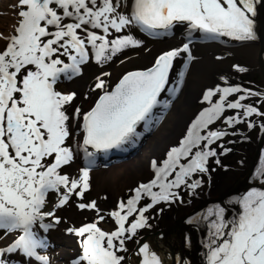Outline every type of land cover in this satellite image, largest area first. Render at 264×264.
<instances>
[{
	"label": "snow or ice",
	"instance_id": "6c2138e0",
	"mask_svg": "<svg viewBox=\"0 0 264 264\" xmlns=\"http://www.w3.org/2000/svg\"><path fill=\"white\" fill-rule=\"evenodd\" d=\"M18 3L24 7L18 13L15 34L7 38L6 46L0 50V229L5 235L11 232L19 235L0 248V264H10L3 257L17 250L40 264H50L49 258L38 251L48 247L46 237L39 231L47 232L52 227L45 218L60 219L54 215L55 209L43 210L48 193L60 192L63 186L65 191L57 202V206H62L73 190L78 189L75 195L80 196L89 187L88 167L80 169L78 178L71 179L59 171L73 159L66 141L73 135L72 120L81 115L78 107L71 116L67 112L65 105L75 93L56 90L60 77L70 79L81 72V65L89 59L88 46L93 58L103 63L121 49L142 44L131 34L108 38L110 30L120 32L131 25H139L150 35H159L160 30L171 29L174 22L187 21L188 28L198 29L205 39L220 35L253 39L255 0H132L127 14L121 10L123 0H18ZM182 51L188 53L187 59L191 58L187 42L161 52L150 68L125 73L111 91L103 92L95 105L82 113L78 127L83 129V140L79 147L89 162L94 153L88 151V146L101 150L120 147L138 135L137 122L143 120L147 126L154 105L167 103L159 101L157 95L166 87L173 58ZM178 75L182 78L183 72ZM103 83L97 78V86ZM175 90L168 88L169 93ZM241 91L243 95L238 99H226L230 93ZM214 94L219 98L213 102ZM251 95L264 97V93L241 89L239 85L206 89L202 99L209 101L210 106L194 117L179 146L168 151L167 159L159 166L153 162V178L140 184L133 190L135 195L126 203L119 202L110 213L114 229L104 231L96 221L67 229L81 238L80 255L72 264H121L123 257L117 255V249L124 248L126 233H135L144 226L146 209L159 201L178 198L176 189L180 185L192 189L200 183L198 180L188 183V179L198 171H207V159L215 155L209 145L226 134L222 129H208V125L225 108L242 110V116L223 117L227 124L253 113L264 115L257 107L240 102ZM181 157L190 158L181 163ZM257 175L264 180V156ZM142 193L151 198V203L138 207ZM235 202L240 210L230 218L225 217V209L220 205L209 207L194 218L208 225L206 264H264V189L250 188L236 197ZM78 207L92 209L96 204L91 201ZM133 213L135 218L126 225ZM139 252L143 255L140 264H162L147 243Z\"/></svg>",
	"mask_w": 264,
	"mask_h": 264
},
{
	"label": "rangeland",
	"instance_id": "374dc122",
	"mask_svg": "<svg viewBox=\"0 0 264 264\" xmlns=\"http://www.w3.org/2000/svg\"><path fill=\"white\" fill-rule=\"evenodd\" d=\"M22 7L24 6L20 5L18 0H0V50L6 46L8 42L7 38L15 34V28L18 25V21L20 19L18 13ZM182 24L185 27L188 26L187 21L182 22ZM134 31L135 33H133ZM142 33L143 32L140 30V28L136 27V25H131L122 29L120 32L110 30L108 38L112 39L118 35L131 34L137 39H146ZM136 35L139 37H136ZM203 43L204 42L197 41L189 43V51L192 53V55L194 47L196 48V57L192 56V58H196L198 60L203 58L202 62L205 66V69H207L205 87L202 89L200 94L194 97L190 102V107L193 110L192 112L194 113V117L200 112L202 108L210 106V102L204 101L202 97L206 89L213 88L216 85H220L221 88L239 85L241 89H251L254 93H264V75L260 66L252 67L251 65L244 63V61L241 59L233 57V54L231 53L230 55L223 45H220L219 49H213L210 51V53H207L206 49L203 50ZM88 47L89 59L83 64L87 65L86 67L88 69L90 68L89 72L91 77L95 79L98 71L100 72L103 70V78L102 76L98 78L99 80L104 81L103 85H100L99 87V96L102 95L103 92L109 91L117 82H119L125 73L141 68L137 62L128 61V63L124 66L122 65L121 69L118 71L114 69V75L109 74L111 71L109 68L113 67L114 65L118 67L116 63H118V60H121L126 48L121 49L120 51L113 54L111 59H106L103 61V63H99L93 58L91 46ZM200 52L201 54H199ZM61 59L67 62L66 57L61 56ZM234 65H237L238 67H234ZM240 68H243L244 70L240 71ZM83 70L84 69L81 67V72H83ZM221 77H224V79L222 80ZM66 82L67 78L62 75L55 85L56 90L64 93L74 92L77 90L75 88L71 89L70 86H67ZM79 92L81 93V91ZM240 95H243L242 91L239 93H230L226 99L236 100ZM79 98H81L80 95ZM218 98V94H214L212 101L214 102ZM164 101H167V103H162V105L165 107L168 106V99L166 98ZM257 101H259V103H257ZM240 102L242 104H251L254 107H257L260 113H264V97L262 96H246ZM68 104H70V102ZM65 108L67 109V112L70 114V116L76 109L71 106L69 107V105H65ZM169 111H171V109L167 110V112ZM159 112L161 113L162 111ZM225 116H242V110L225 108L221 116L216 121H213L208 125V129H222L226 134L225 136L214 140L213 143L209 145L210 148L215 150V155L208 157L206 163L207 171H198L188 179V183H191L192 180H198L200 183L192 189H189L184 185H180L179 188L176 189V191L179 193L178 198L166 202L159 201L153 204L151 208L146 209L144 215L147 217V220L144 226L138 228L135 233H126L125 235L128 238L124 240V248L117 249V255L123 257L121 264H140V261L143 259V255L139 252V248L145 243L148 244L149 250L153 252L154 247L151 246L152 233H154V235L160 234L164 241L165 239L172 238L175 243H178V246L181 247V249L191 245L192 235L189 237L186 236L183 242L179 239V235H182V233L180 234V229L183 231V226L180 223V220L183 216L179 217L177 212H180V210L184 209L188 204L191 206L195 198L211 193L212 189L210 188H212L220 178L222 182L223 176L229 171V169L233 170L232 168L242 165L241 159L246 162V157L248 156L247 153L252 150L250 153L251 157L258 134L262 129V125H264V115L253 113L248 117H243V119H237L236 122L232 124H227L225 122L223 119ZM154 120L155 118L151 117L150 121L148 120L149 124L154 122ZM178 123L179 122L177 121L176 124ZM185 123L186 127L183 135H180V137L175 140L176 142L170 146L169 150L174 146H179L180 140L186 135L187 128L191 124V121L188 119L185 120ZM249 123L252 124L251 127L248 126ZM180 126L181 123L176 126V129H180ZM71 127L73 128V126ZM201 132L203 133L205 130L202 129ZM66 143L73 151L72 136L66 141ZM201 143L203 144L204 141ZM131 147L132 145H126L125 149L118 147L117 149L120 150V152L123 151L129 153ZM168 151L162 154L156 166H159L165 159H167ZM114 152H116L115 149L112 150V153ZM189 158L190 157H181V163H186ZM90 159L93 164L87 163V165L100 166L102 162L101 160H98L96 154H94ZM118 160L119 159L116 156H113L112 164L103 166L100 169L108 170L112 166L121 164ZM217 161L219 162L217 163ZM83 164L84 162H81L80 165L83 166ZM151 165L152 162H149L146 159L141 160L140 168L138 170L135 169L131 173L127 172L129 177H137V182H134L135 184L132 182L127 183L119 190L115 189L116 185L113 183H105L103 186H96L91 175L94 173H88L89 187L85 189L83 194L80 196L75 195V192L78 189L73 190L72 193H69L70 198L62 206H57V202L60 198V195L65 191L63 186H61L60 192L50 191L46 197L47 203L43 210L52 211L55 209L54 215L60 219L59 221H56L51 217L45 218V222L51 223L52 227H50L47 232H44L43 230L39 231L41 235L46 237L48 241V247L46 249H38V251H40L42 255L47 252L49 253L50 264H72L74 258L80 255L81 238L76 233L67 231V229L80 227L83 224L96 221L98 227H100L102 230H113L116 225L114 218L111 217L110 213L117 208L119 202L123 201L126 203L130 196L135 195L133 190L136 189L140 184L147 183L148 180L153 178L155 172ZM59 171L61 174H67L70 179L78 178L81 174L80 168H78L77 164H74L72 160L67 164L62 165ZM171 175H174V173H170V176ZM254 179L256 181L261 180L260 182H263V180L260 179L257 174L255 175ZM260 189L263 188L261 187ZM153 190L156 191L157 188L154 187ZM141 196V200L137 203L138 207H142L147 203H151L150 197L145 196L143 193ZM210 196L215 197L214 194H210ZM91 201H95L96 208L81 209L78 207V205L81 203L87 204ZM197 206L198 205H195L188 212L186 211V216L194 212L193 210ZM97 209L99 211H97ZM199 213L200 211H198L197 214ZM135 215L136 214L133 213L132 216L129 217V219L125 222L126 225L131 221V219L135 218ZM97 216L103 217V219L97 220ZM193 225L195 224L190 222L188 226ZM202 226L203 224L200 225L199 228H202ZM17 235H19L18 232H11L5 235L4 230L0 229V248H4L11 244ZM116 243L118 244V242ZM187 249H189L193 254V251L190 248L187 247ZM16 254H19L20 256L16 257ZM3 258L8 260L10 264H40V262L36 261L35 258L25 257L23 253L19 252V250L13 253H6ZM187 258L192 261L193 256L187 254Z\"/></svg>",
	"mask_w": 264,
	"mask_h": 264
},
{
	"label": "bare ground",
	"instance_id": "6f19581e",
	"mask_svg": "<svg viewBox=\"0 0 264 264\" xmlns=\"http://www.w3.org/2000/svg\"><path fill=\"white\" fill-rule=\"evenodd\" d=\"M131 3L132 0H123L124 7L121 10H124L126 14L130 13ZM254 6L255 15L252 18L254 20V30L256 33L255 38L248 40L234 39L230 44L225 46V49L230 55L232 53L233 57L241 59L242 61H244V63L251 65L252 67H257L261 65L264 66V0H255ZM64 22L67 23L68 20H65ZM136 27L139 28V25H136ZM91 30L100 31L98 29ZM141 31L143 32L142 34L146 37V39L138 38L142 41V44L138 46L126 47L121 60H118V63H116L118 67L114 65L113 67L109 68L111 70L109 74L114 75L115 70L118 71L119 69H121L122 65H126L128 61L137 62L141 67L138 69L150 68L154 63L155 57L158 56L161 52L167 51L170 48L180 47L183 43H186V31L180 30L172 34V30H170V32L160 30L159 35H150L144 30ZM133 33H135V31ZM190 36L199 41L202 39L203 34L199 30H197L194 33H191ZM136 37L139 36L136 35ZM203 44V50L206 49L207 53H210V51L213 49H219V46L223 45L220 37L215 38L210 42L205 41ZM199 54H201V52ZM192 56L196 57L195 47L193 49V55L191 53V58ZM187 57L188 54L182 51L179 56L173 58L172 64L169 68V80L166 84V87L159 96V101H162V99L165 100L166 98L168 99L167 110L171 109V111L158 113L159 115L155 118L154 122L149 124V122L147 121V126H145V121L143 120L139 121L136 124L135 132L138 135L132 136L131 139L138 141V145L140 143L141 146L138 148L135 147L136 150L128 153L124 158H122V160L119 161L121 164L112 166L108 170L100 169L102 167L98 166H95L93 169H89V174L94 173L91 175L96 186H103L105 183H113L116 185L115 189L119 190L123 187V185L127 183H136L137 177H129L127 172L131 173L135 169L138 170L140 168V161L144 159L152 162V165L153 162L157 164L162 154L169 150L170 146L174 142H176L175 140H177L180 135H183L186 127L185 120L189 119V121H192L194 117V113L192 112L193 110L190 107V102L194 97L199 95L202 89L205 87L207 78V69H205V66L202 62L203 58L198 60L196 58L187 59ZM186 59L187 63H185ZM86 66L87 65L82 64L81 67L84 69L83 72L72 76L70 79L67 78L66 82L67 86H70L71 89L75 88L81 91L80 93L79 91L75 90V96L73 97V100L70 102V104L66 105H69V107L71 106L73 108L78 107L81 112V115L77 116L71 122V126H73V154H76L73 155L72 161L74 164H77V167L80 169L84 168V166L80 165L81 162L84 161V156L80 153L83 152V149L79 147V144L82 143L83 129L78 127V124L82 123V113L89 111L98 99V90L100 86H97V78H100L103 74V70L100 72L98 71V73L96 74V78L94 79L90 75V68L88 69ZM180 72H183V85L182 87H179L174 91H178L175 96H173L172 94L168 97V88H173L178 84V79L180 77L178 74ZM79 95L81 98H79ZM156 113H154V115ZM150 114H153V110ZM150 117H153V115H151ZM177 121L181 123V126L183 125L182 127L180 126V129H176V126L179 124H176ZM258 146H260L262 150H260V154L262 157L264 156V134H261L259 138L256 139L254 148ZM118 148L122 149V145ZM251 152L252 150L247 153V161H244L242 167L237 166L232 168L233 170L229 169V171L223 176L222 182L220 178L218 182L215 183L212 188H210L212 189L211 193L195 198L191 206H189L188 204L186 206L187 208L185 207L186 209L184 208L181 209L180 212L178 211L177 214L179 215V217L185 216L186 211L188 212L195 205H203L208 200H216L218 198H221V196H226L227 193H230L231 190L234 192L241 189H235L237 188L236 184L238 182L241 183L242 180L247 182V180L249 179L248 177L247 180L243 178V173H246L245 171L248 169L249 164L252 160L250 157ZM261 157L259 159L257 158L254 169L258 165H261ZM152 165L151 167L153 168ZM254 180V177L252 178V180H249L248 183H246L242 187V190L236 193V197L242 196L250 188L255 187L260 189L261 187H264V180L263 182H260L261 180ZM210 194H214L215 197L210 196ZM235 198L233 196L227 198L230 199L229 202H231L232 207L223 204L221 201H214L210 206L206 205L205 207L203 206V208L199 209V215L204 214L209 207L220 205L225 209V217L230 218L240 210L239 205L235 202ZM234 208L236 209L233 210ZM203 222L206 221L196 220V225L200 226ZM204 227L205 225H203L202 228L193 227V229L190 226L182 227V230H185L184 234L189 232L192 235L191 245H188L183 249H181V247L178 246V243H175L172 238L165 239V242L160 234L154 235L153 233L151 235V246L154 247L153 252H155L159 256L162 264H177V258H179V264H206L205 253L207 252V249L205 247V243L207 242L208 229ZM181 233L182 231L180 229V234ZM179 236L180 241H182V235ZM187 247L193 251V254L189 249H187ZM187 254L193 256L192 261L187 258ZM44 255H46L50 259V255L48 252ZM19 256V254H16V257Z\"/></svg>",
	"mask_w": 264,
	"mask_h": 264
},
{
	"label": "water",
	"instance_id": "95a60500",
	"mask_svg": "<svg viewBox=\"0 0 264 264\" xmlns=\"http://www.w3.org/2000/svg\"><path fill=\"white\" fill-rule=\"evenodd\" d=\"M261 67H262V72L264 71V66L263 65H261ZM137 70H144V69H134L133 71H137ZM130 72H132V71H130ZM170 72V71H169ZM169 72H168V75H169ZM128 73V72H127ZM263 75H264V72H263ZM169 77V76H168ZM122 78V77H121ZM179 82H178V86L179 87H182V85H183V81H182V78L181 77H179ZM168 80H169V78H167V82H168ZM118 83V82H117ZM116 83V84H117ZM115 84V85H116ZM167 84V83H166ZM114 85V86H115ZM113 86V87H114ZM112 87V88H113ZM178 87V88H179ZM112 88L109 90V91H111L112 90ZM164 89H162L161 90V92L163 91ZM161 92L157 95V99L159 98V95L161 94ZM178 92V91H177ZM101 96V95H100ZM99 96V97H100ZM98 97V98H99ZM95 105V104H94ZM157 105V104H156ZM156 105H154L153 106V108L151 109V111L152 110H154L155 108H156ZM152 114H150V116H151ZM149 121H150V119H149ZM148 121V122H149ZM138 123V122H137ZM261 134H264V128H262V130L259 132V136L261 135ZM259 136H258V138H259ZM132 138V137H131ZM129 139V140H126V141H124V143L122 144V149H123V147H124V145H128V146H131L132 145V147H131V150L129 151V153L130 152H133L134 150H136V148L135 147H140L141 146V144L139 143V145H138V141H135V140H133V139ZM88 148H90V149H92L93 151H101V154H102V156H103V159L104 160H102V162L103 163H106L107 161H112V157L113 156H116L117 158H119V159H122V158H124L128 153H126V152H120V150H118L117 149V147H113V148H109V149H107V150H101V149H93L91 146H88ZM116 150V152H114V153H112V150ZM260 150H261V148H260V146H258V147H256V148H254V150H253V153H252V155H251V162H250V164H249V167H248V169L245 171L246 173L244 174L243 173V178H245L246 180H247V177L249 178L250 177V175L252 174V172H253V169H254V167H255V163H256V160H257V158L259 159L260 157H261V154H260ZM262 151V150H261ZM248 181H249V179L247 180V182H245L244 180H242V182L240 183V182H238L237 184H236V186H237V188H235V189H238V188H241V189H239V190H237V191H230V193H227V195L226 196H221V198H218V199H216V200H208V201H206L205 202V204H200V205H198L193 211L194 212H192V213H190L189 215H193V214H197L198 213V211H199V209H201V208H203V206L205 207L206 205L207 206H210L214 201L216 202V201H221L223 204H225V205H229V206H231V204H230V199H227L228 197H230V196H233L234 198L236 197V193H238V192H240L241 190H242V187L246 184V183H248ZM227 197V198H226ZM189 215H185V216H183L182 218H181V220H180V223L182 224V226H187L188 225V216ZM198 215V214H197ZM193 229V228H192ZM185 231V230H184ZM184 231H182V241L184 240ZM187 234V233H186ZM197 261H198V255H197Z\"/></svg>",
	"mask_w": 264,
	"mask_h": 264
},
{
	"label": "flooded vegetation",
	"instance_id": "af4514ba",
	"mask_svg": "<svg viewBox=\"0 0 264 264\" xmlns=\"http://www.w3.org/2000/svg\"><path fill=\"white\" fill-rule=\"evenodd\" d=\"M172 28L174 29L175 32H177L183 30L184 25L182 24V22H174ZM228 38H229L228 36L220 35V39L222 40H226Z\"/></svg>",
	"mask_w": 264,
	"mask_h": 264
}]
</instances>
